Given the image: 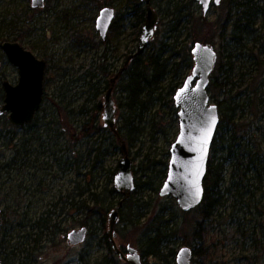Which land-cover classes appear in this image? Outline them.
<instances>
[{
    "label": "rangeland",
    "instance_id": "obj_1",
    "mask_svg": "<svg viewBox=\"0 0 264 264\" xmlns=\"http://www.w3.org/2000/svg\"><path fill=\"white\" fill-rule=\"evenodd\" d=\"M104 6L116 9L118 24L117 37L106 44L96 29ZM152 6L161 19L154 37L136 57L145 62L159 51L169 58L170 75L162 82V90L150 97L143 93V108L131 111L125 106L129 98L124 86L136 57L125 73L120 75V70L127 56L137 52L143 11L146 18L144 2L48 0L45 8L34 10L31 0H0V77L18 81V71L1 47L16 38L49 65L44 103L36 121L19 128L9 116L0 117L3 264H128L108 238L109 215L114 209L120 212L115 225L118 248H136L143 264H177V255L186 246L193 250L191 264H264V103L257 104V94L248 83L233 90L232 102L238 104L234 121H221L211 150L210 160L223 177L214 216L205 222L202 205L183 212L176 199L159 195L170 149L180 132L179 109L169 91L175 64H181L179 72L184 70V45L188 42L193 48L202 42H195L193 36L201 38L210 32L223 10L213 6L203 15L198 0H154ZM177 19L181 20L178 26ZM171 26L177 27L174 33H170ZM173 49L180 53L176 59L170 57ZM193 66L192 57L183 78L174 81L178 88ZM112 86L116 132L104 125L105 95ZM210 95L217 105L223 98L214 91ZM128 118H134L136 128L130 141L124 138ZM123 141L136 181L147 172L146 185L128 196L114 184L124 156ZM160 171L165 172L163 179ZM97 200L99 204H94ZM83 227L88 229L85 242L71 244L69 233ZM151 249L157 255H149Z\"/></svg>",
    "mask_w": 264,
    "mask_h": 264
},
{
    "label": "water",
    "instance_id": "obj_2",
    "mask_svg": "<svg viewBox=\"0 0 264 264\" xmlns=\"http://www.w3.org/2000/svg\"><path fill=\"white\" fill-rule=\"evenodd\" d=\"M147 3L146 21L141 30L137 52L130 56L126 64L136 55L141 54L154 37L160 16ZM202 6L203 15H207L211 7L219 6L222 0H198ZM46 0H31L33 9H43ZM115 17V9L106 6L101 9L96 19V29L101 38L105 39ZM2 49L10 61L20 67V82L17 86L5 82V104L0 108V117L9 114L10 122L15 127H22L34 121L43 99V79L46 68L44 60H38L35 55L25 50L17 42H4ZM194 66L183 85L174 94V103L179 109L180 132L170 149V161L166 179L159 189L161 197L176 199L183 212H189L200 207L205 198V179L208 174L211 150L221 123V114L217 104L211 101L209 86L211 76L218 62V53L213 44L196 42L192 48ZM115 79H112L114 83ZM117 108L113 97V86L105 95L104 125L116 132ZM214 121V124H213ZM123 157L119 161L118 172L114 184L121 193H131L136 189L133 161L129 156L126 143L122 142ZM0 208V230L3 224V214ZM120 218L119 209H114L109 215L110 229L108 238L114 250L128 264H141V258L136 248L128 247V255L118 248L115 237V225ZM88 229L73 230L68 240L73 245L85 242ZM193 250L182 248L177 255V264H191ZM0 264H3L0 260Z\"/></svg>",
    "mask_w": 264,
    "mask_h": 264
},
{
    "label": "trees",
    "instance_id": "obj_3",
    "mask_svg": "<svg viewBox=\"0 0 264 264\" xmlns=\"http://www.w3.org/2000/svg\"><path fill=\"white\" fill-rule=\"evenodd\" d=\"M220 7L223 12L220 18L216 20L214 26L211 27L210 32H207L201 38L193 36V39L195 42L199 39L204 43L218 45L219 62L216 66V77L214 80H211L212 82L209 86V93L210 91L218 92L221 94L220 98L223 95V98L219 99L218 103L221 121L227 120L233 122L238 104L232 102V92L238 85L248 83L253 92L257 94V104L264 103V90L261 89V86L264 84V0H222ZM139 19V21L144 19V11ZM201 19L204 20L203 17ZM177 21L178 26L181 20L177 19ZM202 22L205 24L207 20L205 19ZM191 23V25L194 24L193 22ZM196 28L197 24L193 26L194 35H196ZM176 30L177 27L171 26L170 33H174ZM173 36L172 34L171 37ZM184 46L183 57L186 62L185 68L179 72L181 64H175L178 69H175L176 75L170 81L169 91L171 94H175L178 88L177 83L174 81L177 80V77L178 79H182L185 75V70L192 65L191 43L186 42ZM180 47L178 45L176 49ZM179 54V52L173 49V54L170 57H175L176 59ZM140 58V56L135 58L133 68L128 71L129 79L124 86V90L129 98L125 106L131 111H136L144 105L145 100L141 99L143 93L150 97L156 94L158 90H162L163 88H160L163 85L162 82H165V79L167 80L168 75H170V70H168L169 65L166 63L169 58H164V54L161 55L159 51L155 55L149 56L145 62H140ZM261 76L263 77L262 79H260ZM259 84L261 85L258 93L257 85ZM227 103L229 104L228 106L226 105ZM127 120L129 131L124 135V138L130 141L133 139L132 133L136 128L133 126L134 118L133 120L129 118ZM162 173L165 172H158L159 178L161 176L163 179ZM144 177L147 178V172H144L136 181L134 192L142 185H146V182L143 180ZM222 182L223 177L221 176L219 167H215L212 160H210L204 184L205 198L201 206V215L205 222L214 216L215 211L220 205L221 195L219 189ZM135 203L138 202L135 201ZM94 204H99V201H95ZM204 225L205 223L202 224V226ZM160 230V228L157 229L155 241L158 240ZM198 235L201 238L200 241L205 240L203 239L204 236H201V232ZM153 241L154 238L150 239L149 244L148 242L146 243L150 245ZM203 253L207 255L206 250ZM148 254L157 255V252L151 249L148 251Z\"/></svg>",
    "mask_w": 264,
    "mask_h": 264
},
{
    "label": "flooded vegetation",
    "instance_id": "obj_4",
    "mask_svg": "<svg viewBox=\"0 0 264 264\" xmlns=\"http://www.w3.org/2000/svg\"><path fill=\"white\" fill-rule=\"evenodd\" d=\"M142 2H144V4L146 5V16H147V3H146V1H144V0H141ZM47 2H48V0H46V5H47ZM153 2H154V0H152L151 1V6H152V4H153ZM46 5H45V7H46ZM214 6V5H213ZM212 6V7H213ZM220 6V5H219ZM32 7V6H31ZM44 7V8H45ZM104 7H106V6H104ZM103 7V8H104ZM109 7H111V6H109ZM153 7V6H152ZM216 7H218V6H216ZM112 8H114V7H112ZM154 8V7H153ZM102 9V8H101ZM115 9V8H114ZM155 9V8H154ZM35 10V9H34ZM37 10H39V9H37ZM101 11V10H100ZM157 12V11H156ZM100 13V12H99ZM158 13V12H157ZM159 14V13H158ZM99 16V15H98ZM159 16H160V14H159ZM97 19V18H96ZM160 19H161V16H160ZM143 21H146V18H145V16H144V19H142ZM145 23V22H144ZM116 24V25H115ZM144 25V24H143ZM117 26H118V24H117V12H116V9H115V17H114V19H113V22H112V24H111V26H110V28H109V31H108V34H107V36H106V38L105 39H103V38H101L102 39V43L103 44H106L108 41L111 43V42H113V40H114V38L115 37H117V32H118V29H117ZM143 27V26H142ZM141 30H142V28H141ZM101 37V36H100ZM16 41H9V42H17L18 40H20V39H18V38H16L15 39ZM139 40H140V38H139ZM5 42H7V41H5ZM4 43V42H3ZM2 43V44H3ZM17 43H19V44H21L20 42H17ZM2 44H1V47H2ZM21 46H23L22 44H21ZM215 46V45H214ZM24 47V46H23ZM215 48H216V46H215ZM24 49L25 50H28V51H30L29 49H27V48H25L24 47ZM217 49V48H216ZM30 52H32V51H30ZM33 53V52H32ZM34 54V53H33ZM7 55V54H6ZM35 55V54H34ZM133 54H129L128 56H127V58H126V61H127V59L130 57V56H132ZM137 56V55H136ZM135 56V57H136ZM7 57H8V55H7ZM35 57L38 59V60H44L45 62H46V68H45V73H44V79H43V99H42V102H41V105H40V108H39V111L36 113V116H35V119H34V121H36V119L38 118V115L40 114V112L42 111V107H43V103H44V96H45V76H46V73L48 72V69H49V65H48V61L46 60V59H44V58H39V57H37L36 55H35ZM104 57H107V49L105 50V52H104ZM134 57V58H135ZM133 58V59H134ZM8 60L10 61V59H9V57H8ZM132 60V59H131ZM11 62V61H10ZM11 64H13L12 62H11ZM129 64V63H128ZM128 64H126V62H125V64H124V66H122V68H121V70H120V75H121V73H125L126 71H127V69H128ZM15 67H16V69H17V71H18V74H19V77H18V81L17 82H15V83H12L11 81H9L8 79H6L5 77H0V108L5 104V98H6V89H5V82L7 81V82H9L11 85H13V86H17L18 84H19V82H20V78H21V75H20V67H18V66H16L15 64H13ZM0 67H1V65H0ZM119 77V74L118 75H116V78L115 79H117ZM111 83H112V80H111ZM5 116H9V114H5V115H3V116H1V117H5ZM33 121V122H34ZM32 122V123H33ZM31 124V123H30ZM26 125H28V124H25V125H23V126H26ZM22 126V127H23ZM19 128H21V127H19ZM122 194H130V193H122ZM130 245H128L127 246V249L126 250H123L121 247H120V249H122V253L124 254V255H128V247H129ZM140 254V253H139ZM140 258H141V264H143V255L142 254H140Z\"/></svg>",
    "mask_w": 264,
    "mask_h": 264
},
{
    "label": "snow or ice",
    "instance_id": "obj_5",
    "mask_svg": "<svg viewBox=\"0 0 264 264\" xmlns=\"http://www.w3.org/2000/svg\"><path fill=\"white\" fill-rule=\"evenodd\" d=\"M202 2H203V0H202ZM216 2H219V0H216ZM213 124H214V121H213Z\"/></svg>",
    "mask_w": 264,
    "mask_h": 264
}]
</instances>
